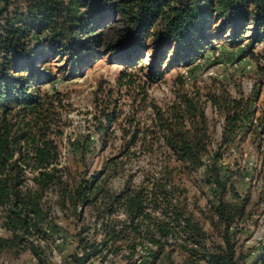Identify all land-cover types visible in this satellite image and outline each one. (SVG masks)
Returning a JSON list of instances; mask_svg holds the SVG:
<instances>
[{
  "label": "trees",
  "instance_id": "16d2710c",
  "mask_svg": "<svg viewBox=\"0 0 264 264\" xmlns=\"http://www.w3.org/2000/svg\"><path fill=\"white\" fill-rule=\"evenodd\" d=\"M222 39L264 60V0H0V252L17 257L31 251L45 264L43 242L64 230L58 206L65 217L70 210L75 216V249L59 264L102 263L110 255L139 264L134 256L146 241L153 246L148 264H176L174 252L185 256L182 264H264V250L249 261L240 243L255 203L235 186L245 146L264 171V79L247 93L238 88L233 94L224 84L207 92L222 119L215 149L203 102L182 93L166 107L154 102L151 124L135 117L112 124L121 114L103 110L105 122L93 124L91 151L88 134L73 152V178L64 160L68 104L57 77L69 79L100 56L132 69L142 65L147 81L156 82L174 66L203 58ZM124 75L128 85L136 82L133 72ZM112 136L120 144H110ZM109 145L113 154L91 169L88 157ZM161 151L158 175L135 183L131 172L120 190L110 185L125 173L120 158ZM201 168L213 196L211 231L181 187L185 173Z\"/></svg>",
  "mask_w": 264,
  "mask_h": 264
},
{
  "label": "rangeland",
  "instance_id": "374dc122",
  "mask_svg": "<svg viewBox=\"0 0 264 264\" xmlns=\"http://www.w3.org/2000/svg\"><path fill=\"white\" fill-rule=\"evenodd\" d=\"M215 48L208 49L205 56L190 66H174L166 71L163 79L156 82H148L146 75L139 68L132 69L119 61L100 57L91 67L84 68L82 72L69 79L62 75L54 81L55 86L67 94V107L63 111L64 124H69L68 137L63 140L64 160L69 170V178H73L72 168L73 152L77 151L79 142L84 136L90 134L88 150L91 151L97 135L93 132V124H99L100 120L105 122L102 111H119L121 114L119 124L125 117H135L142 124H151L154 108L153 103L166 107L172 101L179 99L180 94L187 93L189 96L198 97L203 102L209 124L212 125V148L217 147L222 135V119L216 113L212 103L206 99L207 92L216 90L221 85L229 87L233 94L240 88L249 92L254 84L261 82L263 78L264 60L245 54L244 45H232L225 42V39L217 41ZM262 46H258L256 52H260ZM146 64V63H145ZM214 71L218 75L211 74ZM133 72L136 82L128 85L129 75ZM179 76H185L184 83H181ZM123 78V79H122ZM123 84H120L121 82ZM252 84V86L250 85ZM264 101V87L259 99V106ZM116 134H119L117 132ZM110 144L118 145L121 140L117 137H110ZM110 145L100 151L92 153L87 159L91 169L100 165L103 157H110L113 154ZM245 154L242 159L243 172L238 179L235 177V186L243 195H248L255 203L254 216L240 234V243L246 253H249V261L260 257L264 250V171L262 173L261 161L258 154L248 146L244 147ZM164 152L161 151L155 157L140 153L137 157L120 158L124 160L125 173L113 177L110 185L115 190H120L126 178L134 174L133 180L139 183L144 177L158 175L161 163L164 159ZM208 159V157H207ZM232 159L226 158V161ZM264 169V168H263ZM204 168L191 173H185L181 182L183 194L188 198L190 208L195 216L202 222L206 230L211 231L208 217L211 215L210 204L213 196L208 185L204 182ZM258 203V204H257ZM81 207H79V210ZM86 209L84 218L86 222L91 220V214ZM56 215L64 230L49 242H43L46 248V263L59 264V259L73 249L75 243L72 234L75 228V216L71 210L67 217L64 212L56 206ZM67 214V213H66ZM120 217H124L120 212ZM257 220L255 222L254 220ZM152 244L148 241L139 248L134 258L139 264H148V257ZM127 254V253H126ZM110 255L108 260L100 262V259H93L89 264H125L126 260L121 255L114 257ZM176 264H182L184 255L178 252L173 253ZM164 259V258H163ZM163 263V262H162ZM0 264H43L31 251H25L19 256H13L6 252H0ZM168 264V262L166 263ZM207 264V263H205ZM248 264V263H247Z\"/></svg>",
  "mask_w": 264,
  "mask_h": 264
},
{
  "label": "built area",
  "instance_id": "2783aa9c",
  "mask_svg": "<svg viewBox=\"0 0 264 264\" xmlns=\"http://www.w3.org/2000/svg\"><path fill=\"white\" fill-rule=\"evenodd\" d=\"M211 74H215L218 75L217 73H215L214 71L211 72ZM252 86V84H250ZM59 262L61 261L60 259L58 260Z\"/></svg>",
  "mask_w": 264,
  "mask_h": 264
}]
</instances>
